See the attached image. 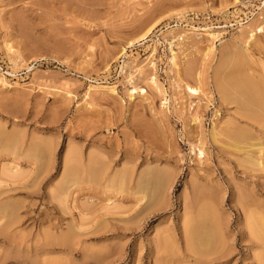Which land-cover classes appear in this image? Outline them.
Segmentation results:
<instances>
[{
	"label": "rangeland",
	"instance_id": "rangeland-1",
	"mask_svg": "<svg viewBox=\"0 0 264 264\" xmlns=\"http://www.w3.org/2000/svg\"><path fill=\"white\" fill-rule=\"evenodd\" d=\"M239 73L254 95L264 0H0V264H166L159 238L176 235L177 258L188 212L199 248L212 228L231 253L207 264H264L243 212H264V155L212 139L214 125L250 128L217 92ZM132 84L146 93L130 100ZM248 132L240 143L264 141Z\"/></svg>",
	"mask_w": 264,
	"mask_h": 264
},
{
	"label": "bare ground",
	"instance_id": "bare-ground-1",
	"mask_svg": "<svg viewBox=\"0 0 264 264\" xmlns=\"http://www.w3.org/2000/svg\"><path fill=\"white\" fill-rule=\"evenodd\" d=\"M151 28H153V26ZM151 28L148 29L143 35H141V37L139 38V40L137 39L138 40L137 42L132 43V42H134V41H132L128 46H126V48L128 49V48L132 47L133 45H135V44L137 45L138 43L141 44L142 42H143L142 44H144L145 41H146V39L152 33V29ZM191 30L195 31L194 29H190V31ZM199 30L200 29H198V31ZM174 31L172 29L170 31V33H172V32L175 33V34L178 33L177 30H176V32H174ZM178 31H180V30H178ZM185 31H186V29H185ZM213 31H211V29H207L205 31L206 32L205 34H206L207 38H209L210 41H213L214 39H216L220 35L219 34L220 32L219 33H216V31L215 32H213ZM259 31H261V30L259 29ZM168 32H169V30H168ZM181 32L182 31H180V35H181ZM185 33L182 34V35L185 36ZM195 33L193 32V34H195ZM180 35H178L179 38L180 37H183L182 35L181 36ZM198 35H200V34H198ZM249 35H250V37L253 36L252 30L249 32ZM174 37L173 38L170 37V38L174 39ZM181 39H179V41ZM175 41H176V39H175ZM170 46L171 45L169 44V47ZM126 48H124L122 50L123 51V54H125ZM211 49H213L212 44H211V46H209L206 49V52L208 53L209 51H211ZM170 55H171V57L169 58V62L171 63L172 66L176 67L177 66L176 65V55H175V53L173 51H171ZM150 63H151V61H150ZM233 70L236 71V67ZM122 71H123V69H122ZM233 73L235 74L236 72L233 71ZM235 75L233 76V74H232V79L231 80H227L225 82L227 84L228 82L231 81L230 83L227 84V85H229V84L231 85L229 88H227L228 86L225 87L226 84H224V86L222 85L224 82L223 83L220 82L221 84L218 83L217 85L220 84V86H218V91L217 92H219L218 95H220V99L222 100V102L224 104H227V105H229L231 103H232V105L233 104H237V108H238L237 111L238 112L236 111L237 113H235L236 114L235 115L236 116L235 119L237 121H240V122H241V120L242 121H245V125L247 124L250 128H247L246 127L245 130L246 129L247 130L245 131L244 128H242L241 126H240L241 128L238 127L239 125H237V127L234 128V127H232L231 124L226 123L224 127H221V128H219V130H217L216 125H214V126H212V129H211V131H212V139L214 141H217L216 140V137L221 136V135H225V136L229 137L233 142L234 141L235 142L237 141V143H235L237 146L236 145L234 146V148L237 150V152H239V151L242 152V153L244 152V154L246 155V157H249V161L253 165L261 166L262 165V162L260 160H257V161H254V162L251 160L252 150H250L249 148H254L255 147L256 154H258V156L261 158L264 155V149H263V147H264V141L260 139L259 142H256V139H254L256 143L255 142L251 143L249 140L251 139V137L252 138L255 137L254 134H256V133L259 134V135L258 134H256V135H258V136H260V138H263L264 139V131H263L264 129L262 130V127L264 128V90H262V87L260 85V83L263 85L264 81L260 80V82H259L258 80L261 79V78H259L258 80L254 81V84L253 85H256V87H257V84H258L259 85V88H261V90L259 88H256L255 89L256 91L254 92V95H253L252 92L254 90L253 91L247 90L248 87L244 86V85H247L248 83L249 84H252L251 82H249V80H250L249 78L250 77L247 74H246L247 76L244 74V77H246L247 79L244 78L245 80H243V74H240L242 76H240V75L235 76ZM238 76H240V79H239ZM262 79H264V78H262ZM246 80H248L247 81L248 83L246 82ZM128 81H129V79H128ZM257 81H258V83H257ZM148 83L151 86H154L155 89L159 93L162 94L163 89L158 84L159 82L156 81V77L150 78V80H149ZM245 83H247V84H245ZM253 85H251V86H253ZM97 86H100V87L109 89L111 92L114 93V88L111 87V86L110 87L109 86H103L102 83H95V86L94 87H97ZM243 87H244V89H246L248 91V94L251 93V95H253V96L252 97L251 96H248L247 92L243 90ZM131 88L132 89L129 91V94H128V97H129L130 100L133 99V96L137 92H141L142 94L146 93V91H144V89H141V88L139 89V87L138 88L135 87L134 84H132ZM238 88H240V90H236ZM185 89H186V91H188L189 94H192V95H198L200 93V88L199 87H191L189 85H186ZM233 89H235V90H233ZM236 91H238L240 95H236L235 96L234 94H238V92H236ZM240 91L243 92L242 95L244 94V92H246L245 93L246 96L244 95L245 97H247V96L250 97L249 98L250 100L248 99L249 100L248 102H250L249 104H247L248 103L247 101L246 102L242 101L243 96L241 95V92ZM162 95H164V94H162ZM238 96H241L242 98L241 97L239 98ZM243 99H246V98H243ZM235 107H236V105H235ZM197 119H198L197 117H194L193 121H196ZM249 129L255 130V133L251 132L254 135V136H251V137L246 135L248 138H250L248 140V138H245L246 136L244 135V133L248 134L249 133L248 132ZM241 135H244L245 136L244 138L246 140H248L249 143H251V144L246 145L245 143H240L239 142L240 141L239 139L243 138V137H241ZM246 140H245V142H246ZM257 140H259V137L257 138ZM261 141H263V143H261ZM199 154H203V152L200 149H199ZM243 157H245V156H243ZM243 160H245V162H248V161H246L247 159H243ZM88 165H89V163H88ZM86 166L83 167L85 169L82 168L84 170V172L86 171V168H87ZM90 167L91 168H87V169H89V170L92 169V165H90ZM83 170H82V175H83V177H86L87 175L86 174H85L86 176L84 175ZM92 170L94 171V168ZM85 173H87V172H85ZM95 173H96V171H95ZM89 175H92V174L89 173ZM88 177L89 176H87V178ZM87 178H85V179H87ZM91 179H92V177L90 178V180ZM244 207H245V205H244ZM245 208H243L244 209V211H243L244 212V219L247 221V229H248V231L250 233V237H248V240L247 241L249 242V244H252V245L258 247V249L260 251L257 254L255 253V255L253 257L256 258V259H258L259 261L264 262V212L263 211L261 213L259 212L260 213V221H256L255 215L251 211L250 212L245 211L246 210ZM257 208H259V207H257ZM188 214H189V212L184 215L185 216V220L183 219L184 221H182V224H181V237H179V238H181V240L183 242V248H182L183 252L180 253L177 258H174L173 257L174 255H172V253H170V252H173V251H170V249L172 247L175 249V244L177 243L176 235L174 233H166L164 231L163 234H165L166 236L164 235V236H161L159 238V241L157 243L158 245H157V248L155 250L156 251V254H158V256L155 258V261H162V262H164L166 264H168V263L174 264L175 262H176V264H185V263H189L191 261L193 263H195V264H207L209 262V260H208V257L209 256H213L215 254H218L219 257H216L215 258V259H218V258H225V257L231 255V253L229 251H222V247L223 246L218 247L222 243H220V241L218 239H215V230L212 229V228L209 229V230H205V229L202 230V231H204L205 236L207 237L205 239H207V242H208L207 243V246L208 247H206V249H202L201 246H200V248H199L198 246L200 244L197 245L198 244L197 241H198V239H200V237L198 238V236L201 233V229H202L201 224L202 223L200 224V222L198 221L199 218H200V217H197L198 215L193 216V215H190V214L188 215ZM186 216H187V218H186ZM203 221H204V218H203ZM205 221H204V223H205ZM207 226H208V224H207ZM203 228H205V227H203ZM202 234H203V232H202ZM200 236H202V235H200ZM201 238H203V236Z\"/></svg>",
	"mask_w": 264,
	"mask_h": 264
}]
</instances>
